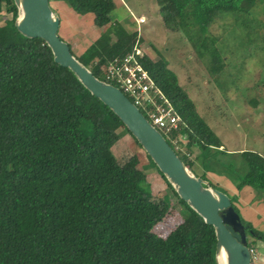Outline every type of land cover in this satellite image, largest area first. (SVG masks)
<instances>
[{"label": "trees", "instance_id": "trees-1", "mask_svg": "<svg viewBox=\"0 0 264 264\" xmlns=\"http://www.w3.org/2000/svg\"><path fill=\"white\" fill-rule=\"evenodd\" d=\"M62 1L77 14H92L94 26L101 29L81 54L68 43L72 54L101 79L109 60L133 51L139 31L112 21L113 0ZM156 3L165 28L181 32L199 57L210 53L211 74L224 66L208 30L216 18L229 13L248 18L255 8L264 11V0ZM3 6L12 18L0 25V264H216L213 226L161 175L184 210L187 225L166 248L148 238L171 204L160 206L153 200L137 153L123 163L114 156L111 148L121 132H130L69 68L54 61L42 39L24 37L16 29L13 0H0V11ZM242 22L241 44L253 34V25ZM140 61L184 122L174 135L180 133L186 147L196 146L203 158L228 153L166 59L144 55ZM237 152L247 167L237 188L249 186L264 201V155ZM177 155L193 171L198 155ZM143 158L155 167L147 154ZM209 169L203 167L197 176L205 179ZM240 220L246 234L264 239V232L241 215ZM248 246L254 249L251 241Z\"/></svg>", "mask_w": 264, "mask_h": 264}, {"label": "rangeland", "instance_id": "rangeland-1", "mask_svg": "<svg viewBox=\"0 0 264 264\" xmlns=\"http://www.w3.org/2000/svg\"><path fill=\"white\" fill-rule=\"evenodd\" d=\"M49 1L51 7L55 8V0ZM113 1L116 7L111 13L112 21L121 24L126 30L138 29L142 35L141 45L151 59L155 61L160 56L166 59L168 68L177 75L179 84L195 103L199 115L220 137L223 148L229 151L214 152L209 157L203 158L205 155L201 156L196 146L187 147L190 152L189 159L198 155L192 172L200 175V167L210 168L206 171L204 180L225 192L241 217L250 221L252 225L256 224L255 228L264 232V221L262 225L261 221L258 223L264 214L250 212L249 209L253 207L252 204L247 205L248 202L245 206H240L239 189L236 186L239 177L247 169L237 151L253 150L264 155V11L255 8L248 18H244L246 15L236 13L216 18L208 30L216 39L215 43L222 53L224 66L220 72L211 74L208 69L210 53L199 57L198 51L181 32L165 28L156 0ZM58 2H62V7L69 11L65 10V14L69 20L67 24L72 23V28L89 25L87 17L82 18L80 14H75L64 1L58 0ZM60 16L63 23V14L60 13ZM140 16L144 17V22L137 24L135 21ZM11 18V12L3 6L0 11V25H4ZM242 21L253 25L251 40L243 44L238 39L239 35L240 38L245 35ZM87 28L89 29L90 25ZM60 36L68 39L71 42L70 46L81 39V36L78 37L77 33L72 29L69 31V28L62 30ZM82 45L84 47L86 44ZM79 49L74 50L77 55ZM111 149L119 163L125 162L131 155L137 153L142 158L140 166L146 173L153 200L160 206H164L166 202L171 204L163 220L148 234L150 240L166 248L175 236L186 229L184 210L179 206L171 188L163 181L162 174L145 161L143 157L146 153L138 147L127 131L121 132L120 138ZM208 172L213 174V179L208 177ZM220 179L224 181H219ZM227 179L234 185L237 193L232 194L233 190L226 187ZM254 195L262 197V194H258L255 190ZM246 235L248 243L251 241L252 247L256 249L254 256L256 261L253 260V264H264L259 260L260 255L264 256V239H254L249 232Z\"/></svg>", "mask_w": 264, "mask_h": 264}, {"label": "water", "instance_id": "water-1", "mask_svg": "<svg viewBox=\"0 0 264 264\" xmlns=\"http://www.w3.org/2000/svg\"><path fill=\"white\" fill-rule=\"evenodd\" d=\"M17 8L16 29L27 38H40L50 48L54 61L69 68L80 83L122 121L141 149L177 193L205 223L213 226L216 236L215 261L220 264L223 249L225 264H251L245 227L230 197L209 181L195 175L161 132L115 86L94 76L72 54L69 44L58 34L60 18L49 0H13Z\"/></svg>", "mask_w": 264, "mask_h": 264}, {"label": "built area", "instance_id": "built-area-1", "mask_svg": "<svg viewBox=\"0 0 264 264\" xmlns=\"http://www.w3.org/2000/svg\"><path fill=\"white\" fill-rule=\"evenodd\" d=\"M136 22H142L141 18L139 17ZM140 37L139 33L133 51L107 62L102 80L117 87L161 132L165 139L169 136L173 144L171 147L176 153L177 151L183 152L190 158L185 138L180 133L174 135V132L179 130L184 122L140 61L144 55H147L141 45ZM250 253L254 260L255 250L250 248Z\"/></svg>", "mask_w": 264, "mask_h": 264}, {"label": "crops", "instance_id": "crops-1", "mask_svg": "<svg viewBox=\"0 0 264 264\" xmlns=\"http://www.w3.org/2000/svg\"><path fill=\"white\" fill-rule=\"evenodd\" d=\"M62 2H58V0H55V8H53L54 12L59 16L60 18V26H59V29H58V33L60 35L61 31L62 30H65L67 28H69V31L72 29L75 33H77L78 37L81 36V39L78 41V43H75V45L71 44V49L72 51L74 52L75 48H80L78 51H79V54H81L92 42L94 39H96L99 34H100V28L94 26L93 24V15L88 13V14H85V15H81L82 18H85L87 17L88 19V24L90 25V28L88 29L87 27L89 26H86V27H80L79 25L77 26V28H72V23L71 24H67L68 23V18L66 17V14H65V10L68 11L67 9L63 8L62 7ZM122 4V3H121ZM115 7H116V3H115ZM69 12V11H68ZM60 13L63 14V23L61 22L62 19H61V16H60ZM75 14H77L75 12ZM142 22H139V23H143L144 22V17L143 16H140ZM136 22V21H135ZM137 23V22H136ZM137 23V24H139ZM139 28V27H138ZM88 31H91L93 35L92 37V34L91 32L88 34L90 35L89 37H87L88 35L86 33H88ZM97 32V33H96ZM140 33V32H139ZM142 36V35H141ZM89 38H91V40L89 41ZM66 39V38H64ZM74 39V38H73ZM66 41H69L68 39H66ZM75 41V39H74ZM81 42V43H80ZM87 42V43H86ZM69 44L71 43L70 41L68 42ZM83 43H85L86 45L83 47ZM75 53V52H74ZM77 54V53H75ZM201 169V168H200ZM201 172H202V169H201ZM208 177L212 178L213 177V174L208 172ZM213 179V178H212ZM218 181V180H217ZM219 181H224V180H219ZM225 185L226 187H228L231 191L233 190V193L232 194H235L237 193V190H234V185L227 179L225 180ZM239 199H238V202L240 203V206H245V203L248 202L247 205H250L252 204V207L253 208H250V212H254L256 214H260V215H263L264 214V203H263V200L260 199L259 197H257L256 195H254V190L251 189V187L249 186H244L242 189L239 190ZM242 209V208H241ZM264 216L261 218V220L258 221V223L261 221V225L264 221ZM250 222V221H249ZM254 227H256V224L253 225ZM258 260V259H257ZM259 260L263 263L264 262V256L260 255L259 257ZM263 260V261H262ZM256 260H254L255 262Z\"/></svg>", "mask_w": 264, "mask_h": 264}, {"label": "bare ground", "instance_id": "bare-ground-1", "mask_svg": "<svg viewBox=\"0 0 264 264\" xmlns=\"http://www.w3.org/2000/svg\"><path fill=\"white\" fill-rule=\"evenodd\" d=\"M219 261H220V264H225V262H226V255H225V252L223 251V249L220 251Z\"/></svg>", "mask_w": 264, "mask_h": 264}, {"label": "clouds", "instance_id": "clouds-1", "mask_svg": "<svg viewBox=\"0 0 264 264\" xmlns=\"http://www.w3.org/2000/svg\"><path fill=\"white\" fill-rule=\"evenodd\" d=\"M247 241H248V240H247ZM249 248H250V247H249ZM252 262H253V258H252ZM252 262H251V263H252Z\"/></svg>", "mask_w": 264, "mask_h": 264}]
</instances>
